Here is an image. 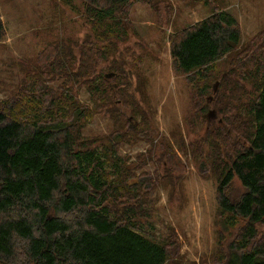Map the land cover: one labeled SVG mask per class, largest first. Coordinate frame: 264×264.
<instances>
[{
  "label": "trees",
  "instance_id": "16d2710c",
  "mask_svg": "<svg viewBox=\"0 0 264 264\" xmlns=\"http://www.w3.org/2000/svg\"><path fill=\"white\" fill-rule=\"evenodd\" d=\"M81 1L91 33L77 46L70 86L83 84L87 100L71 89H47L18 106L0 104V264H183L171 259L168 240L147 233L141 222L148 209L140 203L158 176L147 177L146 185L136 173L139 162L129 166L119 155V142L127 141L121 129L98 139L82 133L97 111L115 119L113 110L123 101L136 114L124 118L126 126H145L141 104L122 95L123 82L100 74L94 53L97 43L111 49L126 36L129 7L139 0ZM240 41L236 17L213 9L172 38L170 55L176 70L194 75L191 80L208 79L207 88L212 78L220 80L212 102L221 120L205 129L204 156L192 151L201 157L200 170L218 169V142L244 138L216 176L219 224L236 231L222 264H264V31L243 49ZM64 53L51 54L52 69H60ZM235 177L242 186L237 197L230 194Z\"/></svg>",
  "mask_w": 264,
  "mask_h": 264
},
{
  "label": "rangeland",
  "instance_id": "374dc122",
  "mask_svg": "<svg viewBox=\"0 0 264 264\" xmlns=\"http://www.w3.org/2000/svg\"><path fill=\"white\" fill-rule=\"evenodd\" d=\"M213 9L227 10L236 17L241 49L264 31V0L133 1L127 14L126 36L111 49L97 43L94 53L99 55L96 69L100 74L115 72L114 79L104 78L116 85L123 82L122 95L135 96L141 104L145 126L140 121L126 126L124 118L136 114L122 99L123 104L113 110L114 117L118 113L115 119L103 110L97 111L82 129L92 139L113 136L114 130L121 129L127 141L119 142V155L129 166L139 162L136 173L146 185L147 177L153 181L155 174L158 176L154 188L140 203L148 209L141 222H147V233L165 237L172 248L171 259L183 264H222L226 243L236 232L224 230L219 224L216 176L244 138L226 139L221 145L218 142L222 147L215 155L218 169L200 170L201 157H194L192 151L204 156L205 129L221 120L211 92L216 82L219 87L220 80L212 78L207 88L208 79L195 76L191 80L194 75L176 70L170 55L172 38L209 16ZM0 20L4 27L0 36V104L13 101L18 106L47 89L53 94L71 89L77 98L87 100L83 84L70 86L78 65L77 46L91 33L81 0H0ZM55 50L65 51L64 61L58 63L60 69L50 66ZM228 67L238 66L230 62ZM116 100L120 98L116 96ZM202 106L206 108L204 114L199 111ZM230 186L231 196L242 192L236 177Z\"/></svg>",
  "mask_w": 264,
  "mask_h": 264
},
{
  "label": "water",
  "instance_id": "95a60500",
  "mask_svg": "<svg viewBox=\"0 0 264 264\" xmlns=\"http://www.w3.org/2000/svg\"><path fill=\"white\" fill-rule=\"evenodd\" d=\"M114 75H115V72L110 71V72L105 73V74H104V77H106V78H111V77H113ZM217 86H218V82H216V83L214 84V86H213V92L216 91ZM209 98L211 99V96H210ZM209 113L211 114V113H213V111L210 110Z\"/></svg>",
  "mask_w": 264,
  "mask_h": 264
}]
</instances>
